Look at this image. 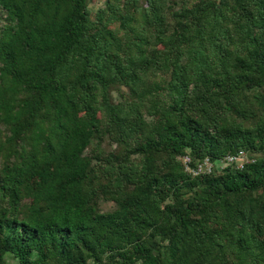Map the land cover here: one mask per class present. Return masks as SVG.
I'll return each mask as SVG.
<instances>
[{"label": "trees", "instance_id": "trees-1", "mask_svg": "<svg viewBox=\"0 0 264 264\" xmlns=\"http://www.w3.org/2000/svg\"><path fill=\"white\" fill-rule=\"evenodd\" d=\"M0 264H264V0H0Z\"/></svg>", "mask_w": 264, "mask_h": 264}, {"label": "built area", "instance_id": "built-area-1", "mask_svg": "<svg viewBox=\"0 0 264 264\" xmlns=\"http://www.w3.org/2000/svg\"><path fill=\"white\" fill-rule=\"evenodd\" d=\"M178 158L181 161L185 171L192 176L208 174L217 169L221 170L228 165H233V167L240 169L245 163L249 161L248 156L243 150H239L236 153L226 155L225 157L219 159L204 157L193 165L190 164L191 159L188 155H180Z\"/></svg>", "mask_w": 264, "mask_h": 264}, {"label": "rangeland", "instance_id": "rangeland-1", "mask_svg": "<svg viewBox=\"0 0 264 264\" xmlns=\"http://www.w3.org/2000/svg\"><path fill=\"white\" fill-rule=\"evenodd\" d=\"M104 0H89V6L95 10L103 4ZM99 206L102 211L112 210L115 207L114 202L106 199H100Z\"/></svg>", "mask_w": 264, "mask_h": 264}]
</instances>
